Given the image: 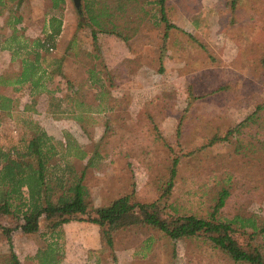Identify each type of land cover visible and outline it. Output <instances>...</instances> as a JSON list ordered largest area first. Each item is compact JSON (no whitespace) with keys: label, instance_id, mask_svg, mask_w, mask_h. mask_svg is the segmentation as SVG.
<instances>
[{"label":"rangeland","instance_id":"obj_1","mask_svg":"<svg viewBox=\"0 0 264 264\" xmlns=\"http://www.w3.org/2000/svg\"><path fill=\"white\" fill-rule=\"evenodd\" d=\"M54 1L0 0V75L7 80L0 94L12 98L0 109V169L5 154L16 155L44 130L57 150L48 172L84 173L92 216L115 197L152 202L164 192L163 204L209 216L228 185L218 215L252 216L261 227L264 0H166L172 27L158 0H95L104 29L89 23L93 0ZM52 17L62 25L66 19L55 38L49 36L57 26ZM38 38L48 49L37 46ZM31 64L37 67L33 77L12 83ZM4 195L0 187V256L10 250L5 226L21 264H44L50 247L58 264H230L206 245L172 241L146 225L113 232L115 261L106 227L78 220L55 229L53 217L44 215L39 230L26 233L17 212L22 200L12 198L7 212ZM237 227L241 244L264 252L260 227L256 233Z\"/></svg>","mask_w":264,"mask_h":264},{"label":"trees","instance_id":"obj_2","mask_svg":"<svg viewBox=\"0 0 264 264\" xmlns=\"http://www.w3.org/2000/svg\"><path fill=\"white\" fill-rule=\"evenodd\" d=\"M58 2H65V0H55L54 6ZM158 2L162 5V17L168 27L174 26L165 14L166 0H158ZM96 4L97 2L93 0L92 5H87L89 23L104 29L102 12L96 11ZM100 9L107 10L105 7ZM51 20L56 21L57 26H54L49 36L55 38L61 33L62 21L56 17H52ZM93 36L96 38V32H93ZM124 39H127V36H124ZM35 41L37 46L45 47L46 40L43 42L41 38H38ZM45 48L48 49V47ZM36 54L38 59L41 53L37 51ZM31 66L24 68L12 83L29 81L37 69L36 65L31 64ZM6 81V78L0 75V84ZM32 82L38 83L39 79L37 81L32 79ZM11 101L12 98L9 96L0 94V109H8ZM255 113L250 116L252 121H256L258 118ZM60 144L62 145V142ZM56 154L54 138L46 131L40 130L32 136L24 149L17 150L16 155L10 153L4 155L3 165L0 169V187L4 190L6 198L3 199L4 204L1 208L9 212L11 211L9 206L12 205L10 201L12 198L22 200L21 208L17 212H21L19 216L24 222L19 224V227L24 232H37L40 220L44 215L53 217L52 225L55 229L74 220L98 223L102 227H106L103 233L108 247L112 250L113 259L117 261L118 258L114 252L113 232L122 227L132 228L146 225L151 229L158 230L172 241L185 239L194 241L198 245H206L212 252L222 254L226 258L225 261L230 264H264V252L260 248L252 245L245 246L235 236V232L238 230L237 225L251 227L253 233H256L260 227L257 220L252 216L237 215L233 218H222L218 215L219 209L224 206L230 196L228 185L223 186L220 190L216 197V204L209 216L181 213L173 203L167 201L163 204L162 200L168 197L165 192L152 202H137L133 201L128 194L121 195L96 207V216H92L90 213L94 206L84 173L71 174V170L69 171L67 168H62V172L57 174L48 172L49 168L53 167V165H48L49 161ZM82 157H86L85 152ZM34 160L36 162H33ZM178 162V158L173 161L167 188L169 191L174 185ZM56 166L59 164L56 163ZM24 188L27 189V196H25ZM3 231L8 236L10 250L8 254L1 255L0 259L4 264H21L14 250L10 234L12 229L4 226ZM260 232L264 233V222L260 227ZM49 251L51 252L50 259L43 261L44 264H58L61 259L59 256L57 257L55 248L50 247Z\"/></svg>","mask_w":264,"mask_h":264},{"label":"crops","instance_id":"obj_3","mask_svg":"<svg viewBox=\"0 0 264 264\" xmlns=\"http://www.w3.org/2000/svg\"><path fill=\"white\" fill-rule=\"evenodd\" d=\"M65 17V16H64ZM50 18V17H49ZM59 19V18H58ZM47 29H46V31H50L51 29H50V26H51V24H50V19H48V22H47ZM65 27H66V19L65 18H63V25H62V28H61V31H63L64 32V30H65ZM82 223V221H78V220H76V221H71V222H68L67 224L70 226V225H80ZM66 224V225H67ZM66 225H65V227H66Z\"/></svg>","mask_w":264,"mask_h":264},{"label":"water","instance_id":"obj_4","mask_svg":"<svg viewBox=\"0 0 264 264\" xmlns=\"http://www.w3.org/2000/svg\"><path fill=\"white\" fill-rule=\"evenodd\" d=\"M76 4L79 5L80 0H75Z\"/></svg>","mask_w":264,"mask_h":264},{"label":"built area","instance_id":"obj_5","mask_svg":"<svg viewBox=\"0 0 264 264\" xmlns=\"http://www.w3.org/2000/svg\"><path fill=\"white\" fill-rule=\"evenodd\" d=\"M50 49H52V47H50Z\"/></svg>","mask_w":264,"mask_h":264}]
</instances>
